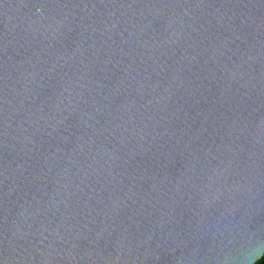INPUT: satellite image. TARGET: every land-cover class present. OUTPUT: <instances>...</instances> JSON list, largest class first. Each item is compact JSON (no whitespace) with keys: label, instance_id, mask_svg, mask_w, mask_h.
<instances>
[{"label":"water","instance_id":"95a60500","mask_svg":"<svg viewBox=\"0 0 264 264\" xmlns=\"http://www.w3.org/2000/svg\"><path fill=\"white\" fill-rule=\"evenodd\" d=\"M264 256V0H0V264Z\"/></svg>","mask_w":264,"mask_h":264},{"label":"trees","instance_id":"16d2710c","mask_svg":"<svg viewBox=\"0 0 264 264\" xmlns=\"http://www.w3.org/2000/svg\"><path fill=\"white\" fill-rule=\"evenodd\" d=\"M255 264H264V256L258 260Z\"/></svg>","mask_w":264,"mask_h":264}]
</instances>
